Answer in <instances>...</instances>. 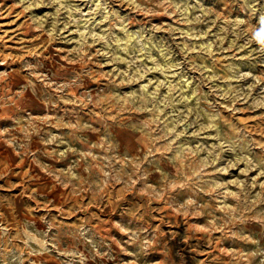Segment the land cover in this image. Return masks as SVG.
Segmentation results:
<instances>
[{"label":"rangeland","instance_id":"374dc122","mask_svg":"<svg viewBox=\"0 0 264 264\" xmlns=\"http://www.w3.org/2000/svg\"><path fill=\"white\" fill-rule=\"evenodd\" d=\"M0 264H264V0H0Z\"/></svg>","mask_w":264,"mask_h":264}]
</instances>
